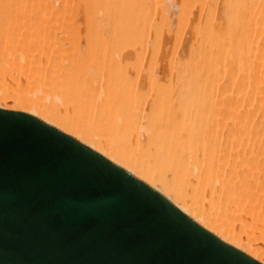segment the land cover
<instances>
[{
	"label": "bare ground",
	"instance_id": "bare-ground-1",
	"mask_svg": "<svg viewBox=\"0 0 264 264\" xmlns=\"http://www.w3.org/2000/svg\"><path fill=\"white\" fill-rule=\"evenodd\" d=\"M0 104L264 260V0H0Z\"/></svg>",
	"mask_w": 264,
	"mask_h": 264
},
{
	"label": "water",
	"instance_id": "water-1",
	"mask_svg": "<svg viewBox=\"0 0 264 264\" xmlns=\"http://www.w3.org/2000/svg\"><path fill=\"white\" fill-rule=\"evenodd\" d=\"M0 264H264L140 176L0 104Z\"/></svg>",
	"mask_w": 264,
	"mask_h": 264
}]
</instances>
